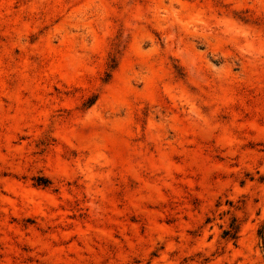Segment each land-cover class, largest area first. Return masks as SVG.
<instances>
[{"label": "rangeland", "instance_id": "1", "mask_svg": "<svg viewBox=\"0 0 264 264\" xmlns=\"http://www.w3.org/2000/svg\"><path fill=\"white\" fill-rule=\"evenodd\" d=\"M0 264H264V0H0Z\"/></svg>", "mask_w": 264, "mask_h": 264}, {"label": "trees", "instance_id": "2", "mask_svg": "<svg viewBox=\"0 0 264 264\" xmlns=\"http://www.w3.org/2000/svg\"><path fill=\"white\" fill-rule=\"evenodd\" d=\"M235 233H236V229H235V227H232L230 230L225 232V235L229 236V237H234Z\"/></svg>", "mask_w": 264, "mask_h": 264}]
</instances>
